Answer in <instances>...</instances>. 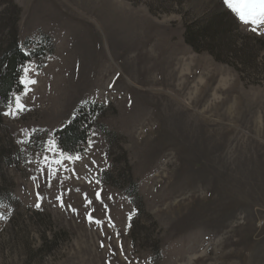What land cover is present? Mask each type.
Wrapping results in <instances>:
<instances>
[{
	"label": "rangeland",
	"instance_id": "rangeland-1",
	"mask_svg": "<svg viewBox=\"0 0 264 264\" xmlns=\"http://www.w3.org/2000/svg\"><path fill=\"white\" fill-rule=\"evenodd\" d=\"M13 47L0 264H264V25L223 0H0V56ZM82 107L87 137L64 151L81 159L49 187L45 145L63 152Z\"/></svg>",
	"mask_w": 264,
	"mask_h": 264
},
{
	"label": "snow or ice",
	"instance_id": "snow-or-ice-1",
	"mask_svg": "<svg viewBox=\"0 0 264 264\" xmlns=\"http://www.w3.org/2000/svg\"><path fill=\"white\" fill-rule=\"evenodd\" d=\"M223 3L225 6L230 9L235 16L238 18V20L244 24V25H254V26H261L264 25V0H223ZM253 31H257V27H253ZM31 83H35V81H31ZM109 87H112V85H109ZM16 109L17 110H24V105L20 103L19 97L16 99ZM14 113L6 112L5 115H11ZM95 135V134H94ZM44 150L46 152H55L57 153L59 158L52 157L49 158V156L45 155L43 159L40 161L41 164L48 166V186H52V179L57 175V171L52 168V164L61 165L62 161L64 160H80V156H69L65 152L59 151L55 145L54 141H48L45 145ZM93 163H95L93 161ZM88 165H85V168H87ZM43 171V170H41ZM73 174L77 175L75 170H73ZM91 183V181H89ZM98 183V182H97ZM39 187V185H37ZM79 191V189H77ZM102 190H98L95 193L96 200L101 202L104 214L108 216L109 224L114 226L112 223L111 216L109 215L110 209L107 204L103 203V198L101 195ZM109 199H112L111 196L108 197ZM42 197L40 196L39 192H37V202L35 204L36 208L41 207L40 200ZM56 200L61 204L62 207L67 206L71 211L76 212L77 209L73 208L71 205H65V202L63 201L62 195H57ZM84 201L86 206H89L93 203V201L88 199V194L84 193ZM94 211V210H93ZM86 218L89 220L90 223H96L98 225L103 224V221L100 219H96L91 212L87 213ZM119 235V234H117ZM104 245L101 244V247Z\"/></svg>",
	"mask_w": 264,
	"mask_h": 264
},
{
	"label": "trees",
	"instance_id": "trees-1",
	"mask_svg": "<svg viewBox=\"0 0 264 264\" xmlns=\"http://www.w3.org/2000/svg\"><path fill=\"white\" fill-rule=\"evenodd\" d=\"M26 59L28 56L15 47L0 56V100H6L10 90L20 88L19 76ZM82 110L83 107L78 109L69 122L55 131L56 144L63 152L80 150L81 143L87 137L86 113Z\"/></svg>",
	"mask_w": 264,
	"mask_h": 264
}]
</instances>
